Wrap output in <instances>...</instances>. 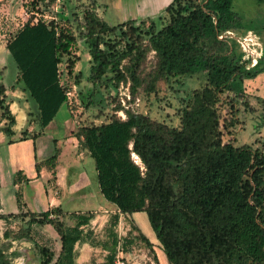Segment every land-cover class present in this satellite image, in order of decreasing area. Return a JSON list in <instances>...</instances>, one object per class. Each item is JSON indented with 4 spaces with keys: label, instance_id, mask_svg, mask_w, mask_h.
<instances>
[{
    "label": "trees",
    "instance_id": "16d2710c",
    "mask_svg": "<svg viewBox=\"0 0 264 264\" xmlns=\"http://www.w3.org/2000/svg\"><path fill=\"white\" fill-rule=\"evenodd\" d=\"M56 1L29 0L31 12L48 13L50 20L30 17L6 41L4 49L16 70L9 90L18 87L26 95L41 130L53 120L67 103L60 66L64 64L70 72L79 61L72 52L71 29L59 26L55 18L59 16L68 24L75 21L74 28L90 57L88 83L94 88L111 85L116 93L112 113L98 125L79 127L72 137L93 160L98 192L114 211L105 228L107 239L98 242L90 229L91 213L70 214L72 224L67 225L62 207L30 212L17 189V213L0 214L5 222L28 218L27 228L13 240L32 241L31 226L49 225L58 250L33 243L36 264H77V249L82 245L100 247L106 252L101 264H114L119 216L144 214L167 264H264V138L255 148L223 142L222 130L236 121L233 115L225 124L219 112L221 101L230 105L232 100L242 99L239 86L243 80L264 69V53L247 69L249 55L240 52L238 42L226 35L244 31L232 0H172L156 21L128 20L115 26L98 17L96 0L83 6L81 21L76 13L57 15L51 9ZM253 1L264 6V0ZM150 52L154 66L145 71L143 64ZM198 73L203 74L204 83L179 99L180 107L174 112L178 126L131 109L140 93L154 94L158 82L172 89V83L181 85V78ZM78 78L77 74L76 84ZM120 86H127L128 109L120 105ZM7 91L0 81V133L6 145L33 143L40 132L29 135L23 130L18 139H12L15 118ZM243 106L247 107L246 103ZM119 111L124 119L117 117ZM259 126H264V101ZM58 154L59 148L54 147L43 161L33 156L35 178L45 167L54 180ZM13 176V185L29 181L20 171ZM130 228L157 264L153 245L132 222ZM132 240L130 235L124 238L122 248ZM9 250V243L0 246V264H11L20 256Z\"/></svg>",
    "mask_w": 264,
    "mask_h": 264
},
{
    "label": "rangeland",
    "instance_id": "374dc122",
    "mask_svg": "<svg viewBox=\"0 0 264 264\" xmlns=\"http://www.w3.org/2000/svg\"><path fill=\"white\" fill-rule=\"evenodd\" d=\"M155 1L157 2V9L151 11L150 5L152 0H96L95 11L98 17L109 26H115L125 21L132 20L136 18L134 14H138L139 18L136 20L156 21L157 17L164 16L163 9L172 0ZM28 2L29 0H10L0 3V69L4 67L3 73L0 76V81L8 89L6 94L7 101L10 103L9 109L16 120L12 139H18L23 130H26L29 135L40 132V137L36 139L33 146L38 153L35 154L34 152L33 155L38 159H42L43 155L51 154L56 145L70 150L68 147L70 144L69 140L68 142H63V140L67 137L71 139L72 134H74L79 127L90 123L98 125L103 122L104 117L112 113V108L115 106L112 98H114L116 92L111 85H107V87L97 86L94 88L88 83L87 78L89 76L90 57L84 40L78 36L74 28L76 22L73 21V23L71 22L68 24L57 16L55 18L57 24L61 27L70 28L74 35L72 52L78 56L79 61L72 67L70 72L64 68V64L60 66V82L66 91L70 93L67 97V103L61 106L53 120L44 129L41 130L39 128L36 122V116L34 115L31 104L27 101L26 95L18 87L13 91L9 90L10 85L15 79L16 70L12 60L4 49V45L8 38L30 17L37 19L42 18L46 21L50 20L51 17L48 13H42V15H40L31 12ZM89 2L90 0H58L51 6V9L61 17H69L71 13H76V19L81 21L83 6H88ZM232 9L241 18V25L244 31L238 33L228 32L226 35H229V37L238 42V50L240 52L250 57L253 56L254 66L264 53V6L256 4L253 0H232ZM140 12L145 16L140 17ZM70 18L72 17L70 16ZM148 23V21H145L144 26H147ZM157 25H159L158 22ZM225 38H227V36H225ZM258 57L259 59H257ZM251 63L252 62L247 64V69H252L253 66ZM153 66V53L150 52L145 59L143 69L148 71ZM77 74L79 75L78 84L75 83V76ZM179 81L181 85L172 83V89L164 82H158L156 84L155 93L149 96L140 93L131 109L136 113L147 115L152 120L164 123L168 126H178V118L175 116L174 112L180 107L181 102L179 99L187 97L192 90L200 88L204 83V76L198 73L181 78ZM239 88L243 91L244 96L242 99L234 98L235 101L232 100L230 105L223 101L219 104L220 116L221 119L224 120V123L227 124V119L233 115H235L234 119L236 121V124L228 127L227 130H222L223 142L229 140L236 146L251 144L254 148L259 147L260 142L264 138V126H259L261 105L264 101V69L260 70L253 78H246L243 80ZM124 93H126L125 88H117L118 98L119 94L122 95ZM222 98H224V96H222ZM243 103H246L247 107L243 106ZM98 115H100L99 118ZM117 117L119 116L117 115ZM220 123L222 122L220 121ZM53 140H57L59 143L54 146ZM20 150H22L21 153L24 152L30 156V154H32L31 141L25 142L22 146H8L6 143L0 144V159L4 161L6 158L8 159L9 166L7 165V167L9 172L17 168L15 167L17 166L16 159L17 153ZM79 150L82 151L80 147ZM72 168L74 170L71 171L73 174H67L72 188L69 191L68 198L63 201L62 209L64 212L68 214H78L99 206H112L104 201L98 192L94 164L90 157L86 156L81 165L74 164ZM2 170L5 172V167ZM21 170L28 175L25 168H21ZM11 172L9 173L10 175ZM32 172L33 169L31 168L30 174H32ZM12 178L14 179V176ZM52 182L53 180L49 179L46 184L50 192L55 190L51 187ZM52 194L51 192V195ZM52 196L56 197L55 194ZM70 198L75 200V202L70 203ZM0 201L2 208L0 214L5 215V213L9 214L15 212L16 207L13 199V191L11 192V187L5 180L4 184L0 182ZM31 209L33 210V208ZM113 211L114 210L108 212V210H106V213L102 212L101 214L96 212V215L107 216L104 220L100 218L96 224H93L95 223V219L91 221L90 229L95 241L103 242L107 239L105 228L108 225V219ZM70 218L71 216L67 215L64 219L67 225L72 224ZM27 219V217L22 219L9 218L7 222L0 220V246L9 243V251L16 250L20 253V256L13 259L11 264H36L37 258L35 256L33 243L49 246L54 252L58 250L56 235L49 225L31 226L30 237L32 241L13 240L16 235L27 228ZM131 220L134 223L132 224L136 225L145 237L149 236V233L152 234L144 214H134L130 216L129 219L124 216L120 218L115 227L119 245H117L116 248L114 262L122 264H155L145 244L137 240L136 232L131 230V222H129ZM128 235L134 238V240H132L130 245L126 244L122 248V241ZM150 239L149 241L153 245L157 264H167L164 255L158 248L155 238L152 236ZM88 247V249L83 248V245L78 247L76 263H103L106 252L100 247ZM243 264L248 263L245 262Z\"/></svg>",
    "mask_w": 264,
    "mask_h": 264
},
{
    "label": "crops",
    "instance_id": "0c3cea01",
    "mask_svg": "<svg viewBox=\"0 0 264 264\" xmlns=\"http://www.w3.org/2000/svg\"><path fill=\"white\" fill-rule=\"evenodd\" d=\"M8 1H10V0H0V3L8 2ZM150 7H151V9H150L151 11H155L157 9V2L155 0H152ZM141 13L142 12L139 13L140 17L145 16V15H142ZM134 15L136 18H133L132 20H136L137 18H139L138 14H134ZM15 122H16V120H15ZM14 126H13V128H14ZM71 139H70V137L69 138L67 137V138H65V140H63V142L64 141L68 142V140H69L70 144L68 147L70 148V150L68 148L58 147L56 144L59 143V141L53 140L54 141L53 145L54 146L56 145L55 147L59 148V154H58V157H57V160L55 163V168L53 170L54 171V180L51 183V187L55 189L54 191H51V192L53 194H55L56 197H53L52 196L53 194L51 195L50 189H47L48 187L46 184H47L48 180L51 179V172L49 170H47L45 167L41 168L40 172H39V178L38 179L35 178V172L33 169V164H34V161H33L34 155L33 154H34V152H35V154L38 152H37L36 148L33 146H34V142L36 140L33 143L31 141L32 154H30V156H29V154H26L24 152L21 153L22 150H20L17 153V159H16V161H17L16 165L17 166H15L17 168L15 170L12 168L13 169L12 172L10 171L11 175L9 174L10 172L8 171V167H7V165L9 166L8 159L6 158L5 161L0 159V182L2 184H4V180L7 181V184L10 185V187H11V192L13 191V199H14V192L17 189L20 190L22 201L24 202L27 210H30L31 212L36 213V212H43V211L47 210L48 208H52V207H57V206L62 207L63 201H65V199L68 198L69 191L72 188V184H71L70 180L68 179L67 174H70V175L73 174L71 172V171H74L72 166L74 164H80L81 165L84 162L86 156H88L86 151H84V150L80 151L79 150V146L74 141V138L71 137ZM28 141H30V140L18 142V143L12 144V145H17V146L21 145L22 146V144H24L25 142H28ZM5 143H6V138L0 133V144H5ZM8 146H11V145H8ZM50 155L51 154L49 153L48 155L47 154L43 155L42 159H40V158L39 159L36 158V159L39 161H43L44 159H46ZM30 159H31V162H30ZM4 167H5V172H4V170H2V169H4ZM21 168H25L26 171L28 172V175L23 170H21ZM31 168L33 169L32 174H30ZM17 171H20L21 174L26 179L29 180L27 182V184H24V183H21L19 185H13L12 184V181H13L12 177ZM4 173H5V175H4ZM74 202H75V200L70 198V203H74ZM0 206H1V201H0ZM31 208H33V210ZM34 210H36V211H34ZM106 210H108V212H112L113 207H100L99 206L96 208H92L91 210H87L83 213H86V212L91 213L93 215V219L91 221H93L95 219V221H94L95 223H93V224H96V222H98V220L100 218H102L101 220H104V218L107 216V215H105V216L99 215L102 212L106 213ZM0 211H2V208L0 209ZM96 212L99 214L96 215ZM15 213H17V210H15L14 213L12 212L11 214H15ZM65 214L70 215L67 212H65ZM122 217L123 216L120 215L119 220ZM129 218L130 217H128V219ZM91 221H90V224L92 223ZM131 222H132V220H131ZM152 236L153 235L151 233H149V236H147L146 238L148 240H151L150 237H152ZM83 248L88 249L89 247L86 245H83Z\"/></svg>",
    "mask_w": 264,
    "mask_h": 264
},
{
    "label": "built area",
    "instance_id": "2783aa9c",
    "mask_svg": "<svg viewBox=\"0 0 264 264\" xmlns=\"http://www.w3.org/2000/svg\"><path fill=\"white\" fill-rule=\"evenodd\" d=\"M58 1V0H57ZM56 1V2H57ZM219 39H221V38H219ZM242 45V44H241ZM250 57V56H249ZM252 58V59H251ZM250 59H251V64H252V66H253V56H251L250 57ZM120 87H122V88H125V92L126 93H124V94H122V95H120L119 94V102H120V105H121V107L122 108H124V109H128L129 108V105H127L126 104V101H128L129 100V93H128V89H127V86H120ZM69 92L67 91L66 93H65V95H66V97H68L69 96ZM117 115L121 118V119H124V114H123V112L122 111H119V112H117ZM132 159H133V161H134V163H138V160L136 159V157L135 156H133L132 155ZM114 264H122V263H118V262H114Z\"/></svg>",
    "mask_w": 264,
    "mask_h": 264
},
{
    "label": "flooded vegetation",
    "instance_id": "af4514ba",
    "mask_svg": "<svg viewBox=\"0 0 264 264\" xmlns=\"http://www.w3.org/2000/svg\"><path fill=\"white\" fill-rule=\"evenodd\" d=\"M262 56V55H261ZM261 58V57H260ZM257 59H259V57L257 58ZM253 63H254V59H253Z\"/></svg>",
    "mask_w": 264,
    "mask_h": 264
}]
</instances>
